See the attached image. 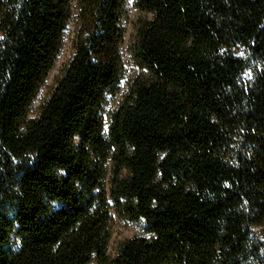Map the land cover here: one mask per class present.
Here are the masks:
<instances>
[{
	"label": "trees",
	"instance_id": "trees-1",
	"mask_svg": "<svg viewBox=\"0 0 264 264\" xmlns=\"http://www.w3.org/2000/svg\"><path fill=\"white\" fill-rule=\"evenodd\" d=\"M127 1L0 0V264H264V0H134L106 111Z\"/></svg>",
	"mask_w": 264,
	"mask_h": 264
},
{
	"label": "rangeland",
	"instance_id": "rangeland-1",
	"mask_svg": "<svg viewBox=\"0 0 264 264\" xmlns=\"http://www.w3.org/2000/svg\"><path fill=\"white\" fill-rule=\"evenodd\" d=\"M125 12L126 15L122 19L123 27L126 28V34H125V44L121 48V56L124 58V64H125V73L126 76L122 79L121 84L119 86L120 92L116 96V98L108 97V102L106 106V111L111 109L115 106L116 102L119 100L121 93L123 92V88L125 85V82L128 80V78L132 75H135L137 73V70L134 68V66L131 63V58H129L127 54V44H128V38L132 34L133 27L132 23L138 16V12L134 8V0H128L125 6ZM72 23L68 25L67 31L64 36L63 40V46L60 50V53L57 57V61L54 64V67L49 71L47 78L45 79L44 84L39 89V93L35 100L31 104V110H30V116L35 117L38 114L39 106L46 101L50 94V90L53 86V82L55 78L57 77L58 73L60 72V69L66 65L72 56L73 49L72 44H70V38H71V32H72ZM111 237L109 241V250L108 252L111 255H114L116 252V249L120 242L126 240L127 238H133V237H139L143 236L144 232L142 229L137 225L129 221H124L119 219L116 215L113 216V219L111 221V225L109 227Z\"/></svg>",
	"mask_w": 264,
	"mask_h": 264
}]
</instances>
